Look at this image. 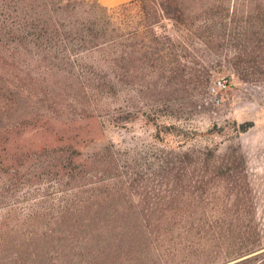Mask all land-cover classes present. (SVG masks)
Masks as SVG:
<instances>
[{
    "label": "rangeland",
    "instance_id": "374dc122",
    "mask_svg": "<svg viewBox=\"0 0 264 264\" xmlns=\"http://www.w3.org/2000/svg\"><path fill=\"white\" fill-rule=\"evenodd\" d=\"M237 3L236 15L246 18L245 1ZM155 29L175 43L172 51L182 54L178 43L186 48V65L170 86L145 87V76L116 94L82 91L65 74H37L25 70L29 63L0 57V257L35 254L40 261L24 264H213L241 243L262 249L239 264L264 257V25L162 18ZM238 148L245 172L217 173L212 165L236 158ZM183 152L191 162L173 170L172 190L198 179L207 192L184 209L173 200L168 230L148 216L152 231L132 229L144 216L128 212L109 217L112 231L103 232L77 231L83 215L58 217L64 205L92 203L105 188H120L109 204L146 210L158 159L169 153L176 162ZM201 155L204 170L190 164ZM105 167L107 187L100 181ZM189 214L203 226L205 217L209 227L183 230ZM238 221L251 227L241 231ZM98 240L109 246L95 248Z\"/></svg>",
    "mask_w": 264,
    "mask_h": 264
},
{
    "label": "trees",
    "instance_id": "16d2710c",
    "mask_svg": "<svg viewBox=\"0 0 264 264\" xmlns=\"http://www.w3.org/2000/svg\"><path fill=\"white\" fill-rule=\"evenodd\" d=\"M244 1L249 8L246 18L236 15L239 12L237 0H130L115 6H104L97 0H0V57L29 63L25 70L37 74H65L82 91L116 94L126 87L130 79L136 82L145 76L148 77L145 87L170 86L178 80L186 65L183 55L186 48L178 43L182 54L172 51L175 43L168 36L159 35L155 29L160 20L167 18L185 25H241V22L264 25V0ZM248 126H243L241 130H246ZM107 156L112 158L111 154ZM178 158L175 162L169 153H163L158 159L154 202L144 211L133 205L132 200L128 204H133L128 207L121 203L109 204L113 201L110 200L112 193L118 194L120 188L113 192L105 188L102 193L94 194L96 196L94 200L91 199L92 203L64 205L58 211V217L62 219L64 214L83 215V221H78L77 231L103 232L110 230L109 217H119L128 212L136 217L144 216L139 225L132 229L139 228L144 233L152 231L154 226L150 219L155 217L158 223L156 227L168 230L173 200H179L180 208L184 209L192 206L193 202L204 200L207 192L205 183L198 179L185 186L177 185L176 193L172 190L173 170L183 168L187 161L191 162L186 152ZM205 158L198 156L190 164L204 170L209 166ZM235 159H238L237 164ZM110 162L109 158L105 163L112 168ZM212 166L221 175L231 176L235 168L236 171L240 168L241 173L245 172V162L239 148L236 149V158L229 156L225 163ZM100 174L103 177L100 180L102 185L107 187L108 180L112 178H108L111 174L109 169L105 167ZM132 180L130 178L128 183H132ZM249 207H252L251 204ZM193 214L183 215L181 228L187 232L201 233L209 227L207 219L202 216L203 226L197 222L199 218L193 221ZM238 222L236 228L241 231L242 228L251 227ZM0 223L6 224L4 220ZM76 244L79 243L71 244V247L80 246ZM82 244L88 246L90 243L86 240ZM94 245L101 250L107 248L109 242L98 240ZM261 249L259 245L248 247L241 243L235 253L225 254L213 264H239L255 256L251 254ZM34 255H3L0 263L24 264L27 259L40 262L37 261L38 257L35 260L32 258ZM263 261L264 257L252 264Z\"/></svg>",
    "mask_w": 264,
    "mask_h": 264
},
{
    "label": "crops",
    "instance_id": "0c3cea01",
    "mask_svg": "<svg viewBox=\"0 0 264 264\" xmlns=\"http://www.w3.org/2000/svg\"><path fill=\"white\" fill-rule=\"evenodd\" d=\"M97 1L104 6H115L124 2H128L130 0H97ZM261 264H264V261Z\"/></svg>",
    "mask_w": 264,
    "mask_h": 264
},
{
    "label": "built area",
    "instance_id": "2783aa9c",
    "mask_svg": "<svg viewBox=\"0 0 264 264\" xmlns=\"http://www.w3.org/2000/svg\"><path fill=\"white\" fill-rule=\"evenodd\" d=\"M217 86H218V88L225 87V83L222 82V81H220V80H218V81H217Z\"/></svg>",
    "mask_w": 264,
    "mask_h": 264
}]
</instances>
